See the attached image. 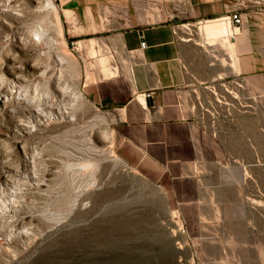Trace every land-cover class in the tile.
Segmentation results:
<instances>
[{
	"label": "crops",
	"instance_id": "0c3cea01",
	"mask_svg": "<svg viewBox=\"0 0 264 264\" xmlns=\"http://www.w3.org/2000/svg\"><path fill=\"white\" fill-rule=\"evenodd\" d=\"M251 1L259 0H59V6L64 36L77 53L93 44L113 54L119 72L103 77L91 97L108 98L105 90L128 83L123 99L111 102L123 146L153 177L171 175L180 210L199 212L188 235L211 244L215 258L231 243L234 257L264 264V14ZM234 12L244 22L231 25L230 34L207 38L199 31L203 20ZM222 94L218 120L202 117L200 103Z\"/></svg>",
	"mask_w": 264,
	"mask_h": 264
},
{
	"label": "rangeland",
	"instance_id": "374dc122",
	"mask_svg": "<svg viewBox=\"0 0 264 264\" xmlns=\"http://www.w3.org/2000/svg\"><path fill=\"white\" fill-rule=\"evenodd\" d=\"M53 1L63 26L59 0ZM22 3L24 15L15 19L11 27L0 20V56L11 53L14 57L5 62V75L10 78L18 69L28 74L29 64L46 56V46L24 45L28 30L46 20L49 34L61 49L75 57L77 67L57 64L58 56L52 52V58L47 59L52 65L50 74L59 81L44 78L35 88L36 82L33 84L29 77L31 84L29 80L25 83L30 85L29 98L37 95L40 98L35 96L36 100H46L49 90L56 101L63 102L62 108L71 107V93L78 89L87 100L74 108L73 118L61 119L59 123L46 117L50 110L56 113L53 106L45 103L44 113L38 114L35 107L39 102L33 98L37 104L32 103V98L31 102L24 96L21 102L11 98V111L0 114V128L6 130L12 131L21 116L36 125L31 133L22 135V141L11 140L5 149L0 146V185L11 187L12 180L16 181L19 175L24 182L28 170L39 171L45 178L41 186L25 190L21 205L7 211L8 217L0 216V230L16 229L12 239L0 244V264H245V259L230 252L231 243L224 244L222 258H215L207 251L211 244L199 241L194 232L190 231L189 236V225L197 221L199 212L180 210L177 202L181 195L174 192L171 175L164 171L153 177L140 164L133 148L123 146L111 102L123 99L128 83L118 84L111 92L105 90L108 98L91 97L92 89L97 91L100 80L109 75L108 65L110 70L119 72L112 53L106 52L107 47L95 49L92 44L90 49L77 53L64 31L63 38L59 35L54 13L41 18L31 0ZM7 33L12 38L9 41L5 39ZM19 38H23L22 43ZM39 51H45L44 55H36ZM44 57L41 59L46 64ZM12 64L14 68L8 69ZM97 127L112 131V138L104 141L93 132ZM109 149L114 156L107 152ZM144 158L157 164L153 156L145 154ZM32 160H36L37 169ZM7 170L13 174L8 176ZM222 214L218 212L219 217Z\"/></svg>",
	"mask_w": 264,
	"mask_h": 264
},
{
	"label": "bare ground",
	"instance_id": "6f19581e",
	"mask_svg": "<svg viewBox=\"0 0 264 264\" xmlns=\"http://www.w3.org/2000/svg\"><path fill=\"white\" fill-rule=\"evenodd\" d=\"M22 1H24V0H0V20L3 19L5 24L8 25L9 27H11L13 25V21L15 19L19 18L20 16L22 17V15H24V11H23L24 6L22 5L24 3H22ZM31 2L33 3V5L35 7L36 15L37 14H38V16L41 15V18L46 13L48 15L49 12L55 14L54 24L58 27L59 35L61 36V38H63V33H62L63 32V29H62L63 26H62L61 20H60L59 8L54 3V1L53 0H31ZM45 18H46V16H45ZM41 21H43V20H41ZM41 21H40V24L36 25L33 28L31 27L30 31L28 30V32H29V34L27 36L28 38H24V45H26V43H28V44L31 43L36 47L46 46L47 50H45V51H47V52H45V51L40 52L41 49L39 48L40 51L36 55L40 56L39 54L42 55L45 52L46 56L43 54L45 57L44 56H41V57H44V59L46 58V60L47 59L50 60L52 58L51 57L52 52H55V54L58 56L57 64L63 65L64 63H70V65L72 67H74V69H75L77 67V64H76L77 61H76L75 57L69 51H66V50H63L60 48L59 42L54 40L53 39L54 37H51V35L49 34L50 33L48 31L49 26H48V24H46V20L43 22L45 23V25H47V27L43 24V22L41 23ZM230 28H231L230 22H228L227 20H225L224 18H221V17H220V19H216V20L215 19L214 20H211V19L210 20H208V19L203 20L198 25L199 31L204 35V37H207V38H211V37L215 38L216 36L228 35V33L229 34L231 33ZM16 34H17V32H16ZM12 36H15V34H13ZM5 39H7L9 41L10 39H12L11 35L7 33L5 35ZM22 39L23 38H19V42L22 43ZM38 56H36V57H38ZM41 57L40 58L38 57L39 58V59L37 58L38 60H36L34 58L35 60L33 59L34 61H32V63H30L31 61L29 62L30 64H29V73L28 74H26L25 71L23 72L21 69H18V72L16 74H13L9 78L5 75L3 68L5 65V62H7L8 59H12L14 57L11 53L6 54L4 58H2L0 56V114L1 113L2 114L7 113V112L11 111V109L9 107L12 105V103H10L11 105H9V102L12 99H13V101L16 99L17 102L18 101L21 102V99L23 98V96H24V99H26L28 101L31 98L33 99L35 96H37V95H33L32 97L30 96L31 98H29V95L31 93L29 92L28 87L30 85L25 84L29 80L28 79L29 77H32L33 84H34V82H36L35 88L37 87V83L39 81H43L41 79H44V78H46V79L48 78L49 81L50 80L59 81L56 77H54L53 74H50V70L52 69L51 63L47 60L48 62L46 64H44V62H42ZM107 61H110V60H107ZM104 67H106V64ZM107 67L109 68V72H110L109 75H112L116 72V70H114V69L110 70L111 67H109V65ZM107 67H106V69H107ZM7 68L8 69L14 68V64H12V66L8 65ZM107 73L108 72H106V74ZM28 75H30V76H28ZM31 80H29V82ZM31 82H30V84H31ZM23 90H24V95H22ZM71 95L73 97L71 107H68L67 105H65L64 108H62L63 102L62 101H56V99H54L52 93L49 90L47 91V99L46 100L41 98L38 101V99L36 100V98L37 97L40 98V96H37L34 99L36 100V102L37 101L39 102L38 104L35 102L34 99H33L34 101L33 100H30V101L31 102L33 101L32 103L35 102V104H37L35 107V111L37 113L39 111H40V113L41 112L44 113V111H45L44 110V104L45 103L46 104L49 103L51 105V107L53 106L56 109V113H54L52 110H50L46 117H48L51 121L55 120L54 123H56V122L59 123L61 119L65 120L66 118H73L74 117V114H73L74 108H76L77 106H79L82 103H85L87 100V98L85 99L82 92L78 89H74L72 91ZM33 106H35V105L32 104V107ZM22 117H24V116H21V118H19L17 120V124L15 125V127L12 131H10V129L6 130L4 128H0V146L3 145L4 147L3 146H1V147H3L4 149H5V146H6V148H8V146H7L8 144L11 145L9 143L11 140L12 141L13 140L22 141L23 140L22 139L23 134L24 135L29 134L34 130L36 125H34L33 121L31 119L22 118ZM94 130L96 131L95 133H97L102 139H104V141H108L112 138V131H109L107 128L97 127L95 129H93V132H94ZM25 142L26 141H25V136H24V142H23L24 146L26 145ZM20 144H21V142H20ZM24 148H26V147H24ZM107 152L110 153L111 156H114V152H112V149L107 150ZM68 155L69 154H67V156ZM70 155H72V154H70ZM30 159H31V157H30ZM32 159L34 160V156ZM35 161H33V167H35L37 169V167H36L37 164H35L36 163ZM30 164H31V162H30ZM34 164H35V166H34ZM67 164H70V163L67 162ZM87 166H91V165H87ZM33 167H32V169H33ZM35 168H34V170H36ZM28 171H26L25 175L23 176L26 179L24 182L22 179H19V178H21V176L19 175V177L16 181L12 180L11 187H7V186L5 187V186L0 185V216L2 218L6 215L7 211L11 210L12 208L15 209L21 205L20 203L22 201V198L24 197L23 196L24 192H26L25 190L32 188V186H34V185H40V182L45 179V178L43 179L42 175L38 173L39 171H35V172H28ZM6 172H7L8 176L11 173L13 174L12 170H9V171L7 170ZM5 177H6V182L9 181L8 177L7 176H5ZM15 178H17V177H15ZM10 181H11V179H10ZM7 185H8V183H7ZM6 217H8V216H5V218ZM14 233H16V229L14 230V228L7 230V232L4 230H0V244L6 240L9 241L10 239H12V236ZM21 233H22V231H21Z\"/></svg>",
	"mask_w": 264,
	"mask_h": 264
},
{
	"label": "built area",
	"instance_id": "2783aa9c",
	"mask_svg": "<svg viewBox=\"0 0 264 264\" xmlns=\"http://www.w3.org/2000/svg\"><path fill=\"white\" fill-rule=\"evenodd\" d=\"M253 3V8H255V11L257 12H262L264 14V0H259V1H251ZM225 20L230 22L231 25L234 26H240L243 22V16L241 13H230L225 16H223ZM186 29H189L192 24L191 23H183L182 24ZM264 26V22H263ZM147 44L146 41L142 40L141 41V48H146ZM113 56V54H112ZM150 93H143L144 96L149 95ZM225 105V96L222 94L220 96L217 95L214 101H209L208 105L205 106L204 104L200 103V106L202 108V114L201 116H205L206 114H209L212 120H218L219 116L222 115L224 109L223 106Z\"/></svg>",
	"mask_w": 264,
	"mask_h": 264
}]
</instances>
